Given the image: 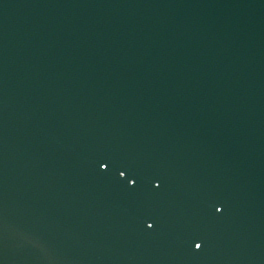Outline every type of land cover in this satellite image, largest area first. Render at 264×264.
<instances>
[{
  "label": "water",
  "instance_id": "water-1",
  "mask_svg": "<svg viewBox=\"0 0 264 264\" xmlns=\"http://www.w3.org/2000/svg\"><path fill=\"white\" fill-rule=\"evenodd\" d=\"M5 230L47 236L39 264H205L158 113L97 0H0V260Z\"/></svg>",
  "mask_w": 264,
  "mask_h": 264
},
{
  "label": "snow or ice",
  "instance_id": "snow-or-ice-1",
  "mask_svg": "<svg viewBox=\"0 0 264 264\" xmlns=\"http://www.w3.org/2000/svg\"><path fill=\"white\" fill-rule=\"evenodd\" d=\"M108 164H106V163H101V165H100V167L101 168H103V169H107L108 168ZM119 175L121 176V177H125L126 176V173L124 172V171H121L120 173H119ZM128 183L130 184V185H132V186H135V184L137 183V180H135V179H129V181H128ZM160 183H161V181L159 180V178H156L155 179V186L156 187H159L160 186ZM217 211H220V209L219 208H217L216 209ZM149 228H151V227H153V223H148V225H147ZM194 247L196 248V249H200L201 247H202V242H195L194 243ZM0 264H2V262H0Z\"/></svg>",
  "mask_w": 264,
  "mask_h": 264
}]
</instances>
